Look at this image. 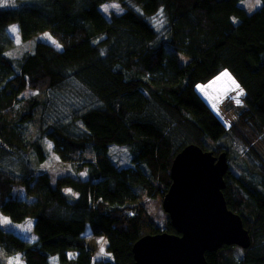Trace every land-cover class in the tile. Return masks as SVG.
<instances>
[{
	"label": "trees",
	"instance_id": "trees-1",
	"mask_svg": "<svg viewBox=\"0 0 264 264\" xmlns=\"http://www.w3.org/2000/svg\"><path fill=\"white\" fill-rule=\"evenodd\" d=\"M106 1L0 6V211L16 223L32 218L35 235L31 240L0 226L1 264H17V257L19 264H52V257L53 264H134L131 246L138 237L174 231L154 223L142 196L165 193L171 160L184 145L210 149L207 140L225 134L196 90L219 71L243 91L245 107L233 131L246 139L264 130V0L251 12L240 0H114L124 11L110 19L99 8ZM156 16L164 19L159 28ZM14 22L22 40L47 30L61 48L40 40L13 60L6 27ZM71 84L74 91L63 94ZM27 87L50 92L52 101H71L21 103ZM31 121L36 137L27 133ZM42 137L60 159L86 165L87 178L64 174L52 183L46 172L26 177L24 169L3 168L21 152L42 162ZM111 144L128 146L131 164L116 165ZM224 182L227 207L241 216L251 242L237 258L221 255L227 245L206 251L207 264H264V172L247 181L227 170ZM13 183L23 186L25 197L12 195ZM87 223L104 236L111 259L92 260L83 235Z\"/></svg>",
	"mask_w": 264,
	"mask_h": 264
},
{
	"label": "rangeland",
	"instance_id": "rangeland-1",
	"mask_svg": "<svg viewBox=\"0 0 264 264\" xmlns=\"http://www.w3.org/2000/svg\"><path fill=\"white\" fill-rule=\"evenodd\" d=\"M13 1L14 0H10L8 4ZM239 4L248 12H251L258 6L256 0H240ZM113 5H115V7H113ZM105 6H108L107 11L104 10ZM99 8L108 19H110L113 14H120L124 11L120 3L114 0L101 3ZM236 20L237 19L234 18V21ZM153 22L155 26L159 28L164 23V19L161 16H156L153 19ZM13 27L17 29L15 33L11 31ZM6 29L8 35L13 40V46L8 50V54L15 61L20 60L25 52L30 51L35 43L40 40L49 42L56 48H61V44L47 30L33 35L28 40H22L18 24L16 22L9 24ZM178 56L181 62L185 61L186 57L183 54H179ZM225 72H227L225 69L221 70L208 81L196 85L198 94L221 119L226 130L225 134L220 139L207 140V147L215 150L217 147H220L216 150V152L226 150L229 167L228 170L232 175L245 178L247 181H258L264 172V130L259 133L257 137L250 135L247 136L246 139L233 131L234 124L236 122V115L245 107V103L243 101V91L242 94H240L242 89L228 72V76H223L222 74ZM229 77H231V80H229ZM232 81H235V84H232ZM72 84L65 87L66 90L63 94H71L74 91V86ZM236 85L239 87H236ZM201 89H203V91H201ZM51 96L52 94L46 90L40 91L37 88L31 87L25 88L19 94L21 103L32 100L39 102L47 101L54 104L63 103L66 105L67 103L64 102L71 101L70 98H55V101H52ZM237 101H239V103ZM63 108H66V106ZM27 133L30 137L38 136L36 122L31 121L28 123ZM41 142L45 151V159L42 162L37 161L32 153H29L30 151L26 153L21 152L19 157L16 155H10L8 157V154V158L3 163V168L24 169L23 172H20V175L27 172L28 174H26V177H29V173L31 172H34L35 175L46 172L52 183L55 181L56 177L64 174H74L83 179L87 178V167L80 160H62L53 151L52 141L50 139L42 137ZM108 154L118 166L131 164V152L128 146L111 144L109 146ZM233 185L232 190H236V188H238L237 184ZM11 192L14 197H25L24 188L20 183H13L11 185ZM142 199L145 210L149 213L155 224L162 228L170 226L168 214L161 206V195L148 197L144 194ZM0 219L7 220L6 223L0 222V226L2 228L15 231L22 237H26L31 240L35 239V235L32 232V218L27 217L23 222L16 223L11 221L7 215L0 211ZM83 235L86 240L89 241V247L92 248L93 261L111 259L110 253L106 250L105 238L102 235L92 233L88 223ZM227 246H229L228 250H220L221 255L233 254L235 255L233 258H237L241 255L242 248L239 246ZM102 248L103 251H101ZM51 259L52 264L56 262L54 257ZM4 260L5 252L0 245V264L3 263Z\"/></svg>",
	"mask_w": 264,
	"mask_h": 264
},
{
	"label": "water",
	"instance_id": "water-1",
	"mask_svg": "<svg viewBox=\"0 0 264 264\" xmlns=\"http://www.w3.org/2000/svg\"><path fill=\"white\" fill-rule=\"evenodd\" d=\"M228 168L226 150L188 143L176 152L161 201L174 231L138 237L131 246L134 264H207L206 251L249 246V231L222 192Z\"/></svg>",
	"mask_w": 264,
	"mask_h": 264
},
{
	"label": "snow or ice",
	"instance_id": "snow-or-ice-1",
	"mask_svg": "<svg viewBox=\"0 0 264 264\" xmlns=\"http://www.w3.org/2000/svg\"><path fill=\"white\" fill-rule=\"evenodd\" d=\"M9 2H10V0H0V6L6 5V4H8ZM259 2H260V0H256V3H257V4H259ZM113 7H115V5H113ZM104 10L107 11V10H108V6H105V7H104ZM11 31L15 33V32L17 31V29H16L15 27H13V28L11 29ZM222 75H223V76H228V73L225 72V73H223ZM229 80H231V77H229ZM232 84H235V81H232ZM236 87H239V86L236 85ZM201 91H203V89H201ZM240 94H242V90H241V93H240ZM237 102L239 103V101H237ZM0 222H4V223H6L7 220H6V219H0ZM101 251H103V248L101 249ZM16 261H17V264H19V257L16 258ZM10 264H12L11 261H10Z\"/></svg>",
	"mask_w": 264,
	"mask_h": 264
},
{
	"label": "clouds",
	"instance_id": "clouds-1",
	"mask_svg": "<svg viewBox=\"0 0 264 264\" xmlns=\"http://www.w3.org/2000/svg\"><path fill=\"white\" fill-rule=\"evenodd\" d=\"M86 229V228H85ZM85 231V230H84ZM104 237V236H103Z\"/></svg>",
	"mask_w": 264,
	"mask_h": 264
},
{
	"label": "crops",
	"instance_id": "crops-1",
	"mask_svg": "<svg viewBox=\"0 0 264 264\" xmlns=\"http://www.w3.org/2000/svg\"><path fill=\"white\" fill-rule=\"evenodd\" d=\"M103 236V235H102Z\"/></svg>",
	"mask_w": 264,
	"mask_h": 264
}]
</instances>
